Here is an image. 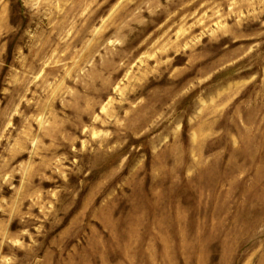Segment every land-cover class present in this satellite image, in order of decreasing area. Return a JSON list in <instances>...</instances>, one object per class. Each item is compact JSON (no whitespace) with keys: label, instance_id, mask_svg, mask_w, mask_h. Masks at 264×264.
Segmentation results:
<instances>
[{"label":"rangeland","instance_id":"rangeland-1","mask_svg":"<svg viewBox=\"0 0 264 264\" xmlns=\"http://www.w3.org/2000/svg\"><path fill=\"white\" fill-rule=\"evenodd\" d=\"M0 264H264V0H0Z\"/></svg>","mask_w":264,"mask_h":264}]
</instances>
